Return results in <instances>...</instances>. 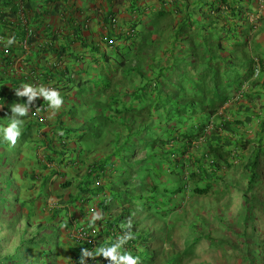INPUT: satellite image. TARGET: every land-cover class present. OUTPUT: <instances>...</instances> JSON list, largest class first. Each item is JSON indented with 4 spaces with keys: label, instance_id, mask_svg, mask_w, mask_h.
<instances>
[{
    "label": "trees",
    "instance_id": "1",
    "mask_svg": "<svg viewBox=\"0 0 264 264\" xmlns=\"http://www.w3.org/2000/svg\"><path fill=\"white\" fill-rule=\"evenodd\" d=\"M141 1L104 0L105 14L97 12L101 33L94 38L84 35L87 27L83 21L76 24L78 8L72 7L71 0H0V36L4 38L0 42V129L7 128L14 115L22 120L13 114V106L31 104L33 99L17 94L18 89L23 91V85L31 86L48 106L50 102L40 89L56 90L70 106L65 112L69 110L71 122L59 117V134L51 138L62 146V155L57 151L52 154L59 155L63 163V151L70 140L85 144L103 140L102 144L114 146L97 167H103L112 153L123 161L130 156V166L137 169L143 162H156L152 175L141 177L133 185L125 181V192L98 202L99 209L111 215L87 216V211L80 210L87 217L89 231L96 233L97 229L104 236L93 250V263L125 264L119 256L130 254L138 257L137 264H186L204 252L218 254L224 247L226 253L239 251L246 264H260L264 260V237L260 232L264 223V102L255 114L258 128L251 133L245 130L249 119L216 124L208 135L202 133L203 129L196 135H187L183 126L196 128L194 115L209 117L215 113L216 101L224 97L221 89H228L234 70L240 81L253 74L251 65L248 77L238 67L250 55L248 38L242 40L243 35L247 37L250 28L259 27L250 20L251 5L258 6L261 1L161 0V7L154 8ZM59 13L60 24L50 26L49 14ZM263 19L261 14L259 21ZM29 30L30 46L24 48L20 42ZM13 37V43L8 45V39ZM238 42L233 47L243 50L241 59L227 49ZM187 111H191V117ZM26 125L24 133L30 137L31 127ZM3 136L4 133L0 135V150L4 148L1 155L9 146L2 143L9 142ZM180 141L186 147L196 144L190 158L198 164L188 172H178L171 159L182 152ZM144 146L148 149L144 161L132 162L136 151ZM86 149L90 151V147ZM46 159L54 162L50 155ZM164 165L168 181L163 177ZM229 172H241L246 186L239 189L246 191L241 210L231 209L235 195L234 185L226 178ZM103 189L96 187L89 197H98ZM213 194L223 202L224 209H207L204 218L195 212L193 199ZM75 199L79 197L67 201L77 209ZM186 200L187 205H182ZM63 201L49 209L50 218H59L70 227L69 221L74 218L66 204L62 207ZM145 202L166 207L168 221L156 225L154 215L140 216ZM111 203L121 210L111 213ZM170 213L175 217L170 218ZM224 215L229 220L224 221ZM156 216L164 219L163 215ZM259 220L261 224H257ZM213 224H225L230 232H237L245 248L229 242L224 234L215 235ZM125 236L130 238L121 244ZM40 237L23 238L13 253L0 257V264H59L55 255L58 249ZM165 242L170 244V250L162 248ZM4 244L1 238L0 248ZM111 247H116V261L100 252ZM74 254V262L80 264V251Z\"/></svg>",
    "mask_w": 264,
    "mask_h": 264
},
{
    "label": "clouds",
    "instance_id": "2",
    "mask_svg": "<svg viewBox=\"0 0 264 264\" xmlns=\"http://www.w3.org/2000/svg\"><path fill=\"white\" fill-rule=\"evenodd\" d=\"M260 1V4L257 6L258 8L264 6V0ZM71 3L72 7L76 8L73 0H71ZM258 8L253 9V12L250 14V20L253 24L259 26V18L263 14V11H260ZM78 13L79 11L77 10L74 15L76 24L78 21H83V26L85 28L86 25L89 27L91 23L90 19L86 16L84 20H80L77 16ZM64 15L70 19L68 13ZM60 18H62L61 13L56 15L49 14L47 19L48 24L50 26H57L60 24ZM96 24H98V18ZM256 31H258V28L254 26L253 29L250 28L247 32V37L245 34L243 35L242 40L248 38L247 50L250 55L238 67L241 74L249 75L248 67L251 65L254 69L253 74L251 73L252 75L244 81L238 80L234 85L230 83L226 91L224 88L221 89L224 97L216 101L217 110L215 113L209 117L205 114L194 115L192 119L197 127L183 126V131L186 132L185 134L196 135L203 129L202 133L208 135L217 126L216 124L223 125L227 121H247L249 119L250 122L248 124L255 122V120L259 121L255 116V114L258 115L259 113L255 109V99L262 98L264 102V49L255 48L251 45L253 40L258 41V43L263 42L260 40L259 34L256 35ZM31 34L32 31L29 30L25 38L20 42V45H23L24 48L30 46L29 38L32 37ZM13 41L14 37L8 39V45H11ZM0 42H4L2 36H0ZM14 67L16 68L17 65H14ZM22 89L23 91L17 90L18 96L27 95L29 101L33 99L31 104L28 106L19 104L13 106V114L19 115L22 117V120L16 118L14 115L8 127L0 129V135L4 133V140L9 141L8 143L2 142L9 146L5 149L3 155L1 154L4 149L0 154V187L2 185L3 188L0 191V239L2 238L6 242L10 234L15 233V225L17 222L23 220L24 228L20 229L22 233L17 237L18 243L14 246L13 250H16L23 238L26 239L32 235H40L42 241L46 239L50 240L52 248L55 247L58 249L55 255L59 264H77L74 262L75 254L73 255V253L78 251L82 255L80 264H95L92 261V253L95 247H97V241L101 242L104 236H100L97 229L96 233L89 231L86 222L87 217L85 215L83 216L80 210L87 211V216L89 214L90 216L96 214L103 217L111 215L109 211L107 213L102 212L99 209L100 205H98V202L107 198L110 199V197L126 191V189H123V186L127 183L125 184L121 181L122 174L126 170L125 161L119 155L112 153L103 167H97V163L103 161L113 151L114 146L102 144L103 140L99 143L90 142L88 144L70 140V144L65 148V153L63 151V155H65L63 157L65 162L63 163L59 158V155H62V146L57 141L51 139L59 134L58 123L55 126L48 127V131L44 133L46 138L42 147H31V144L38 143L37 134H39L41 128L51 123L49 118L51 113H56L55 122H58L59 117L65 122H71L68 117L69 110L65 112L70 106L66 105L56 90L40 89L45 100L50 102L49 107L43 102L44 100L41 95H36L37 93L31 86L23 85ZM187 112L189 117H191V111ZM248 115H252L253 118ZM208 118L211 119L208 120ZM22 123L25 124L22 125ZM26 124L31 127L29 131L31 133L30 137H27L24 133L27 127ZM112 128L117 129V126ZM180 138L186 139L188 137ZM178 144L182 152L176 156H171V159L175 161L178 172H184L183 169L186 170L185 172H188L191 166L193 167V165L198 164L194 158H190L192 149L196 144H190L188 147L184 146L181 141ZM87 146L88 148L90 147V151L86 149ZM52 151L59 152V155L52 154ZM194 151L198 152V149ZM147 152V150H137L132 162H143L147 156ZM28 153H31L30 156H28ZM68 154H71V156L69 159H66ZM47 155L54 158L53 163L47 162ZM128 164L130 166V162ZM212 164L210 169L212 168L213 170ZM163 171V177L168 181V173L166 172L165 165L163 166ZM2 177L3 179H1ZM51 179L59 180L60 187L62 188L60 192L55 193L57 199L54 202L51 201L52 192L44 187ZM140 180H137L136 183H139ZM91 181H94V183H91ZM96 187H103L104 189L98 197H89ZM4 191L5 195L2 196ZM75 196L79 197V199L74 200L79 205L77 209H74L73 205H68L69 201H67L68 198ZM59 201H63L62 207L64 204L67 205L69 215L74 218V220L69 221L70 227L64 224L59 218H55L54 220L50 218L49 209ZM110 206L111 213H116L121 210L118 205L113 203ZM169 217L174 218L175 216L173 213H170ZM158 223L159 221L156 222V225ZM29 228L31 232L28 231ZM129 238L130 236L122 237L120 243L123 244ZM5 245L6 243L0 248V253L4 250ZM161 245L163 249L170 250V244L168 242L162 243ZM79 247L81 248L79 249ZM101 251L105 257H111L113 261L117 260V256L114 255L116 247H111L107 251L100 249ZM10 253H13V251ZM7 254L9 253H1L0 257ZM119 260L125 262V264H137L138 257L124 254L119 256Z\"/></svg>",
    "mask_w": 264,
    "mask_h": 264
},
{
    "label": "rangeland",
    "instance_id": "3",
    "mask_svg": "<svg viewBox=\"0 0 264 264\" xmlns=\"http://www.w3.org/2000/svg\"><path fill=\"white\" fill-rule=\"evenodd\" d=\"M256 8H258L257 5L253 7V9H256ZM258 9L260 11L264 12V6L258 8ZM260 29L258 27V31H260ZM258 31H256V35L259 34L261 36L264 34V29H262L260 32H258ZM233 41H235V40H232V42ZM233 45H239V42L238 43H232L231 45H229L227 47V49L232 50V52H231L232 56H234V57L238 56V58L241 59L242 56L244 55V53L242 52L243 50H241V49L239 50V49L233 47ZM251 45L254 46L255 48H264V42L258 43L256 40H253ZM246 59H247V57H246ZM233 72H234L233 76H231L228 79L229 82L231 83V85L236 84L238 82V79H239L236 70H234ZM262 102H263L262 98L261 99H255V109L257 112H259L261 110L260 104ZM248 116L253 118L252 115H248ZM20 128H22V127H20ZM257 128H258V120H255V122H252L251 124H248L245 126V130H247L250 133L253 131H256ZM142 145H144V144H142ZM142 150H148V149H147V147L144 146L142 148ZM1 152L2 151L0 150V154H1ZM133 153H134V151L131 150L130 154L132 155ZM30 154L31 153H28V156H30ZM128 162H130V156H128L127 159L125 160L126 170L122 174V178H121L122 183L127 181V182H131L130 185H133L137 180H140L141 177H145L147 175H152V173L156 169L154 167L156 162H153V161H147L145 163L143 162L142 163L143 165L141 164L142 168H138V169L134 168L132 165L129 166ZM226 178L229 181V184L234 185L233 194L235 196L233 198L234 204L231 206V209L241 210V201L243 200V198L246 195V191L239 190L241 188L245 189V187H246L244 184V180H242V178H241V172L240 173L229 172L228 176ZM123 189H127V187H125V185H124ZM235 197H236V199H235ZM193 200H194V204L197 208V210L195 212L202 213V216H204V218H206L204 212L207 209H217L219 207H222V209H224L223 202L217 201V196L215 194L207 196V197H196ZM183 205H185V206L187 205V200L185 202L183 201ZM142 207H143L142 208L143 210H141L140 216L146 218L147 215L150 213V215L152 214L155 216L156 220L159 221L160 224L168 221V218H167L168 211L166 210V207H164L162 204L157 203V202H153L150 205H148L145 202V203H143ZM226 213H228V210H227V212H225V214ZM157 214L163 215L164 219L157 218V216H156ZM222 219L224 221L229 220L228 216H226V215H224L222 217ZM263 219H264V216H263ZM257 224H261L260 220H259V222H257ZM222 225L223 226L217 227L216 225L213 224L212 225L213 226L212 229H214V230H212L213 233L215 235L224 234L226 239L228 238L229 242H236L240 248H245L241 239L238 240L237 232H234V233L230 232V229L225 224H222ZM23 228H24V221L19 220L17 222V224L15 225V233L10 234V237L5 242L6 245H5L4 250L1 252L2 254L15 251V250H13V248L15 245H17V243H18L17 237L22 233V231L20 229H23ZM28 231L31 232V229L29 228ZM35 232H37V231H35ZM260 232H261V235L264 237V223H263V226L260 227ZM225 246L227 248H229L227 245H225ZM211 253L212 252L205 254V252H204V254H202V256L198 255L195 258H193L191 262H186V264H246L245 261L241 259L240 255H239V251L237 252V251H234L233 249L231 250L230 253H226L224 247H221V252H216L218 254H213V255H216L215 257H213V255ZM261 256L264 259V254H262ZM256 260L259 261V256L256 258ZM260 264H264V260Z\"/></svg>",
    "mask_w": 264,
    "mask_h": 264
},
{
    "label": "crops",
    "instance_id": "4",
    "mask_svg": "<svg viewBox=\"0 0 264 264\" xmlns=\"http://www.w3.org/2000/svg\"><path fill=\"white\" fill-rule=\"evenodd\" d=\"M73 1L75 2V7L78 8L79 13L77 14V16L79 17V19L84 20V18L87 16L88 19H90L91 21L89 28L86 25L87 28H86L84 35L89 36V37L93 36L94 38H96L100 33V27L97 26L96 24L97 16H98L97 12L99 11V15L102 16L103 14H105L104 9L107 10L104 0H73ZM188 1L191 2L195 0H188ZM141 2L142 4L147 5V6L150 5L151 7L152 6L161 7V3H160L161 0H142ZM251 7H254V6L251 5ZM117 8H119L120 10L122 9L120 6H117ZM263 15H264V12H263ZM260 28L264 29V19L260 21L259 29ZM258 36L260 40L264 42V34L261 36L260 35ZM55 116H56V113H51L49 115L51 123L41 128V130L39 131V134H37L38 143L31 144V147L33 146L42 147L44 145L43 142H45V138H46V136H44V133L48 131V127L55 126L57 123L55 122ZM44 187L47 188L48 191L52 192L51 201L53 202L57 199L55 196V193L60 192V190H62V188L60 187V181L54 180V179L49 180V182L46 185H44ZM41 207H42V204H41Z\"/></svg>",
    "mask_w": 264,
    "mask_h": 264
}]
</instances>
